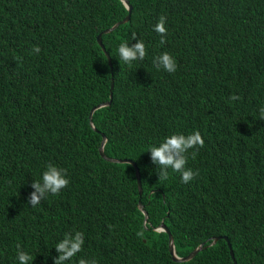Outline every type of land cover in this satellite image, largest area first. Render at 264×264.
Segmentation results:
<instances>
[{"label":"trees","instance_id":"1","mask_svg":"<svg viewBox=\"0 0 264 264\" xmlns=\"http://www.w3.org/2000/svg\"><path fill=\"white\" fill-rule=\"evenodd\" d=\"M127 2L128 18L99 35L108 66L95 33L126 12L121 0H0V264H19L17 244L32 264H54L56 243L75 231L83 251L65 264H264V0ZM133 34L147 55L127 65L118 48ZM164 52L175 73L154 66ZM109 84L93 129L88 108ZM195 131L204 147L186 167L199 174L159 180L150 147ZM100 132L105 154L133 160L139 192L129 162L98 153ZM49 163L69 185L31 207ZM159 221L175 253L204 246L172 259Z\"/></svg>","mask_w":264,"mask_h":264},{"label":"clouds","instance_id":"2","mask_svg":"<svg viewBox=\"0 0 264 264\" xmlns=\"http://www.w3.org/2000/svg\"><path fill=\"white\" fill-rule=\"evenodd\" d=\"M166 17L161 16L158 23L154 26V31L161 36L160 43L163 45L166 40L167 28L165 27ZM133 40H136L134 44L129 46L128 43H121L118 48V54L120 60L125 64L131 65L134 61H143L147 55V50L144 42L136 38L133 34ZM41 49L39 46H34L32 52L39 54ZM153 64L157 69L162 68L168 73H175L177 70V62L173 56L167 52L160 54L153 59ZM230 101L239 100L237 95H231L228 98ZM259 118L264 121V106L259 108ZM204 147V139L199 131H195L190 135L173 134L166 137L159 146L150 147V159L151 162L157 166L159 171L157 172L159 180H167L169 177L168 170L181 174V180L187 184L191 182L199 173L193 171L191 168H187L188 154L191 151V158L195 159L199 148ZM69 179L67 178V169L60 168L54 164L49 163L46 166V170L42 174L41 180L33 181L31 187L34 189L28 197V204L31 207H36L41 203L49 194L59 195L60 192L69 185ZM142 235V233H138ZM85 243L84 233L75 231L74 234L66 233L64 238L55 245L56 252L59 254L54 257V264H65L70 261L78 253L83 251ZM17 247V259L19 264H32V257L21 250L19 244ZM78 264H97L95 259L87 260L84 258L79 259Z\"/></svg>","mask_w":264,"mask_h":264},{"label":"water","instance_id":"3","mask_svg":"<svg viewBox=\"0 0 264 264\" xmlns=\"http://www.w3.org/2000/svg\"><path fill=\"white\" fill-rule=\"evenodd\" d=\"M123 5L125 6L126 8V12L118 19L114 20L111 24L107 25V26H104L102 27L100 30H98L96 33H95V40L96 42L99 44L100 48L102 49L104 55H105V58H106V61H107V64L108 66H110V61H109V56H108V53L107 51L104 49L102 43H101V40H100V32L102 31H107L109 29H111L112 27H114L118 22H121V21H124L128 18V14H129V9H130V3L127 2V0H121ZM110 84H111V80H110ZM110 84H109V88H108V97L104 100H101L99 102H96L95 104L91 105L89 108H88V111H87V121H88V124L93 128L95 129L94 125L92 124L91 122V119H90V114H91V111L99 106V105H104V104H107L109 102V99H110ZM105 139V135L100 132V138H99V141H98V144H97V151L98 153L105 159H108V160H112V161H126V162H129L132 166H133V172H134V177H135V181H136V187H137V190L139 192V177H138V170H137V167L136 165L134 164L133 160L129 157H115V156H110V155H107L103 152L102 150V143ZM136 205L137 207L139 208V210L142 212V223L144 224L145 220H146V211L145 209L142 207V204L140 201H137L136 202ZM152 228H155V229H162L166 232V247H167V251L170 255V257L172 259H176V260H182V259H187L188 257H190L197 249L201 248L202 246H204L201 242H198L196 243L194 246H192L190 249H188L185 253L183 254H177L175 253L174 251V248H173V241H172V237H171V234L169 233V230L167 228V226L159 221L156 225H153ZM218 235L217 234H214L210 237L209 241L207 243H212L215 238L217 237ZM222 237L225 239V242L228 246V252L229 254L231 255L232 252L230 250V247H229V242L226 238V236L223 234ZM232 262L233 264H235V261L234 259H232Z\"/></svg>","mask_w":264,"mask_h":264}]
</instances>
